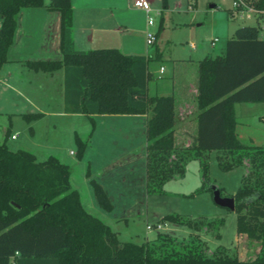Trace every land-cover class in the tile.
Masks as SVG:
<instances>
[{"label": "trees", "instance_id": "1", "mask_svg": "<svg viewBox=\"0 0 264 264\" xmlns=\"http://www.w3.org/2000/svg\"><path fill=\"white\" fill-rule=\"evenodd\" d=\"M164 3L167 0H163ZM264 9V0H252ZM27 7H46L61 14L59 60H28L36 71L64 70V110L87 115L147 114L146 187L162 192L173 177L183 176L190 159H200L204 185L210 181L205 163L217 151L221 169L248 165L235 197L237 230L256 243L245 257L218 245L208 251L200 231L220 236L223 218L164 216L192 229L178 237L159 231L143 242L120 240L110 224L88 211L71 184V168L54 155L44 160L26 149L0 141V264H264V145L243 143L237 133L235 105L264 102V38L257 25L239 26L224 51L199 61L197 136L191 145L175 141V97L149 93V63L155 55L126 54L116 48L77 50L72 38V0H0V70L8 61L18 17ZM42 113L23 114L26 120ZM82 158L87 141L76 136ZM98 203L113 208L104 186L92 179ZM219 188V187H218ZM222 194L221 188H219ZM249 244V245H250Z\"/></svg>", "mask_w": 264, "mask_h": 264}, {"label": "rangeland", "instance_id": "2", "mask_svg": "<svg viewBox=\"0 0 264 264\" xmlns=\"http://www.w3.org/2000/svg\"><path fill=\"white\" fill-rule=\"evenodd\" d=\"M153 9L154 24L150 30L156 33V42L148 45L146 35H135L140 53L155 54L159 50L165 58L149 63L152 95L172 94L175 67L176 86L185 80L192 67L189 63L180 64L179 58L215 57L224 51L237 27L257 25L253 14H233V0H167L166 7L163 0H154ZM215 38L218 40L213 45ZM28 43H35V39L30 38ZM192 44L196 48H192ZM29 49L31 46L26 47ZM161 66L165 71L160 72ZM22 72L25 77L34 74L27 69ZM17 86L20 92L3 88L0 79V141L6 140L5 131L11 127V134H17V139L10 134L6 140L11 149H28L38 160L54 155L67 163L71 168V184L79 190L85 208L119 230L120 240L140 243L156 237L159 231L178 237L188 236L192 229L187 225L161 219V216L180 213L191 218H223L218 229L220 236L212 231H200L209 252L218 245H225L245 257L249 248H256V243H248L238 232L236 211L217 204L210 190L200 191L204 185L200 159H190L185 174L168 180L162 192L149 193L145 177L146 141L138 119H110L98 115L93 126L87 115L63 113V91L57 81L49 86L48 95L42 90L28 94L27 88ZM26 99L34 101L46 113L30 121L17 115L37 111L30 105L31 100ZM242 106L246 112H240ZM238 108L239 139L246 144L264 145V102L239 104ZM122 125L125 128H121ZM77 135L87 141L82 158L77 155ZM205 163L210 179L207 185L221 188L223 196H232L238 191L248 168L246 164V167L229 171L221 169L217 151L209 152ZM92 179L104 183V188L111 192L115 199L114 204L110 199L111 211L98 203ZM159 223L160 227L156 225ZM149 224L152 226L148 227Z\"/></svg>", "mask_w": 264, "mask_h": 264}, {"label": "crops", "instance_id": "3", "mask_svg": "<svg viewBox=\"0 0 264 264\" xmlns=\"http://www.w3.org/2000/svg\"><path fill=\"white\" fill-rule=\"evenodd\" d=\"M153 4L154 0H152V6ZM72 6V38L74 41V46L77 50L88 51L91 49L116 48L122 51L123 53L133 55H155L157 51H159L157 50L155 54H143L138 51L139 49H137L138 45L136 44L135 35H146L145 31L147 28V15L144 10L138 9L133 6L131 0H72ZM166 6L167 2L164 3V7ZM32 8L33 10L30 8H24L18 17V25L14 37V42L10 46L8 51V61L4 63L0 70V79L3 80V88H9L12 91L17 92L19 91L17 84H19V86H24L25 89L27 88L28 94H34V92L36 93L40 90H42L46 94H49V86H51L55 81H57L60 90L63 91L64 98L63 69H58L54 72H44L41 70L36 71L26 65V61L28 60L62 59L63 54L61 52L60 36L61 14L59 11H51L48 10L46 7ZM235 31H233L231 37L234 36ZM30 38H34L35 43L29 45L28 41L30 40ZM28 46H31V49L26 50V47ZM192 48H196V46L192 44ZM159 52L161 53V60H164L165 58L163 53L161 51ZM205 57L212 56L206 55L204 57H199L198 59L197 57L195 58L193 56H190L188 58L178 59L180 64L189 63V65H191L192 67L190 72L186 74L185 80L181 82L179 86H176V81L174 79L176 74V67L173 69V87L172 94L170 95H173L175 97L176 103L175 141L178 147H187L191 145L192 143H194L197 136V115L199 113V61L204 59ZM18 66L20 67L19 71L17 69ZM162 67L163 71H165V67L161 66V68ZM161 68L160 72H162ZM22 69L34 71V74H32V72H29L32 75L29 74V76L25 77L23 76L24 74L22 72ZM14 71H16V73H14ZM38 81H41L43 83L40 84ZM26 100L29 101L31 99ZM30 102V105L37 110L33 113H46L39 109L38 105L34 103V101L31 100ZM244 103L250 102L237 103L235 105L237 129L238 125L240 124L238 105H244ZM240 110V112L243 113V111L246 112L247 109L245 108V106H242ZM63 113L69 115H85L81 113H66L64 109ZM16 114L21 116L27 113L20 112ZM98 115H104L103 117H110V119H138L140 121V128H143L146 141L145 146L147 147V114H97L94 116V118ZM262 116H264V114ZM112 126L114 127L115 125ZM120 127L125 128L123 125ZM7 130H9V133L11 134V127H7ZM7 130L5 131V134ZM13 135H16V137L13 138ZM11 136L13 139H17V134L13 133L11 134ZM102 185H104V183ZM106 191L114 204L115 199L113 198L111 192L108 189ZM163 217L164 216H161V218ZM114 230H116L119 234V230Z\"/></svg>", "mask_w": 264, "mask_h": 264}, {"label": "built area", "instance_id": "4", "mask_svg": "<svg viewBox=\"0 0 264 264\" xmlns=\"http://www.w3.org/2000/svg\"><path fill=\"white\" fill-rule=\"evenodd\" d=\"M133 6L138 9H142L146 12L147 15V28H146V41L148 45H153L156 42V33L150 30V26L154 24L153 17L151 16V12L154 10L152 6V0H131ZM234 10L233 14L235 13H250L253 14L257 19V27L259 28L261 37L264 38V9L257 8L255 5L252 4V0H233ZM218 39L215 38L212 44ZM163 71V67L161 68ZM16 135H13L15 138ZM160 227V223L156 224ZM152 225L149 224L148 227Z\"/></svg>", "mask_w": 264, "mask_h": 264}, {"label": "water", "instance_id": "5", "mask_svg": "<svg viewBox=\"0 0 264 264\" xmlns=\"http://www.w3.org/2000/svg\"><path fill=\"white\" fill-rule=\"evenodd\" d=\"M213 197L217 204L230 208L231 210H235L236 203H235V197L234 196H223L221 194L220 189L217 186L213 187Z\"/></svg>", "mask_w": 264, "mask_h": 264}]
</instances>
